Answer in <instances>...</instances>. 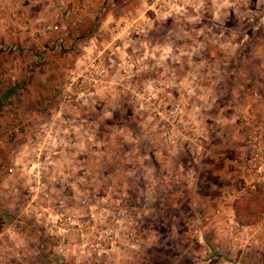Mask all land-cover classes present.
Wrapping results in <instances>:
<instances>
[{
  "label": "rangeland",
  "instance_id": "rangeland-1",
  "mask_svg": "<svg viewBox=\"0 0 264 264\" xmlns=\"http://www.w3.org/2000/svg\"><path fill=\"white\" fill-rule=\"evenodd\" d=\"M210 11L146 41L120 23L59 83L11 87L0 264H264V189L241 170L247 130L264 146V6L219 24ZM53 45L70 63L75 42ZM254 196L261 212L236 225L232 202Z\"/></svg>",
  "mask_w": 264,
  "mask_h": 264
},
{
  "label": "crops",
  "instance_id": "crops-1",
  "mask_svg": "<svg viewBox=\"0 0 264 264\" xmlns=\"http://www.w3.org/2000/svg\"><path fill=\"white\" fill-rule=\"evenodd\" d=\"M56 1L0 0V103L12 96L11 87L26 91L31 85L45 87L59 83L61 68L77 65L82 50L95 49L96 38L120 23L124 28L130 22L133 38L146 41L153 36L152 29L154 32L158 23L197 18L200 21L210 10L213 24L221 23L227 14L233 15V21L237 22L238 11L253 14L264 6V0H176L175 4H171L172 0H65L70 15L61 19L55 13ZM260 18L262 22L263 17ZM199 35L201 39L208 37L203 32ZM213 37L219 38L220 33H214ZM59 40L76 45L65 53L67 60H71L65 66L58 57L57 44L50 52L44 49L46 44ZM151 49L139 48L148 53ZM116 50L124 52L121 46ZM25 98V102H32V98Z\"/></svg>",
  "mask_w": 264,
  "mask_h": 264
},
{
  "label": "built area",
  "instance_id": "built-area-1",
  "mask_svg": "<svg viewBox=\"0 0 264 264\" xmlns=\"http://www.w3.org/2000/svg\"><path fill=\"white\" fill-rule=\"evenodd\" d=\"M175 2L176 0H172L171 4H175ZM55 13L61 19L70 15V10L65 0L56 1ZM16 132L17 128H13L10 132H7V135L10 136L11 133ZM247 139L248 154L241 160L242 181L246 190L254 193L259 189H264V146L259 138V130H247ZM225 196L231 198L229 192H225ZM134 249H136L135 246Z\"/></svg>",
  "mask_w": 264,
  "mask_h": 264
},
{
  "label": "trees",
  "instance_id": "trees-1",
  "mask_svg": "<svg viewBox=\"0 0 264 264\" xmlns=\"http://www.w3.org/2000/svg\"><path fill=\"white\" fill-rule=\"evenodd\" d=\"M260 201V198L256 196L234 200L231 208L235 224L238 226H251L262 210Z\"/></svg>",
  "mask_w": 264,
  "mask_h": 264
}]
</instances>
